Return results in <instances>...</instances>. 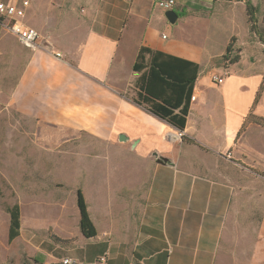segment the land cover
Returning <instances> with one entry per match:
<instances>
[{"label":"crops","instance_id":"0c3cea01","mask_svg":"<svg viewBox=\"0 0 264 264\" xmlns=\"http://www.w3.org/2000/svg\"><path fill=\"white\" fill-rule=\"evenodd\" d=\"M156 2L90 0L80 41H51L52 50L25 45L0 23V110L27 119L40 142L54 129L59 143L87 135L124 155H75L90 163L75 177L88 179L93 237L78 231L67 251H45L21 217L19 236L37 237L38 264H264V44L248 41L249 22L244 38L237 31L238 10L248 21L244 0H175L174 23ZM141 47L199 66L185 137L134 100ZM228 47L234 63L222 59ZM224 71L222 83L212 80ZM9 225L0 211V243Z\"/></svg>","mask_w":264,"mask_h":264},{"label":"rangeland","instance_id":"374dc122","mask_svg":"<svg viewBox=\"0 0 264 264\" xmlns=\"http://www.w3.org/2000/svg\"><path fill=\"white\" fill-rule=\"evenodd\" d=\"M89 1L31 0L26 22L40 33L38 41L76 44L86 32L85 10ZM225 1L236 4L239 0ZM250 1L256 6L258 33L251 31L249 25L248 41H260L264 37V0ZM236 14L237 31L244 38L248 34V21L244 19L242 11L238 10ZM255 50L259 53L258 49ZM259 58L260 63L264 64V57ZM27 124L28 120L18 114L0 110V211L7 213V206L18 204L20 224L21 217L24 224L35 223L43 250L50 251L55 247L59 251H67L78 240L76 232L79 231L81 240H84L93 237L97 231L89 215L87 195L83 191L88 179L79 177L77 180L75 177L80 176V172L86 173L90 163H81L79 159L75 161V155L89 160L90 155H105L109 151L118 157L122 155L121 150L97 146L98 142L87 135L69 137L62 144L59 143V131L54 129L47 132L50 143L46 144L39 141L38 129L32 130ZM17 130L24 134V141L18 144L16 158L13 156L16 147L13 139L22 138L16 135ZM258 174L264 178V172L258 171ZM85 217L94 227L93 234L90 231L86 233L88 226L84 227ZM25 226L23 231L27 234ZM36 241L37 237L30 239L26 235H18L12 241L6 236L0 243V264H38ZM225 252L228 254L227 250Z\"/></svg>","mask_w":264,"mask_h":264},{"label":"trees","instance_id":"16d2710c","mask_svg":"<svg viewBox=\"0 0 264 264\" xmlns=\"http://www.w3.org/2000/svg\"><path fill=\"white\" fill-rule=\"evenodd\" d=\"M244 2L250 30L258 33L256 6L250 0H244ZM260 41L264 44V37H261ZM231 51L232 49L228 47L227 53L222 56L226 63H234L238 60V54L231 55ZM146 55H149L148 59ZM133 70H143L135 85L137 87L134 97L136 103L144 105L150 112L160 116V119L183 131L188 115V103H190L192 87H194L199 66L194 62L162 53V51L141 47ZM262 89H264V83L260 90ZM259 95L260 93H257L256 100ZM6 210L10 222L8 239L12 241L18 237L21 228L20 207L14 204L7 206ZM84 223V227L88 226L86 233L90 231V234H93L94 227L87 217Z\"/></svg>","mask_w":264,"mask_h":264},{"label":"built area","instance_id":"2783aa9c","mask_svg":"<svg viewBox=\"0 0 264 264\" xmlns=\"http://www.w3.org/2000/svg\"><path fill=\"white\" fill-rule=\"evenodd\" d=\"M30 0H19L4 2L0 0V23L5 25L16 37L25 45L32 48L40 45L52 50L51 43L47 40L38 41L40 33L24 22L23 17L26 15V8ZM157 6L164 10L172 9L175 5V0H157ZM56 56H60L59 52H55ZM228 73L224 71L221 75H213L212 80L217 83H222L227 77ZM194 99L195 97L192 96ZM183 132L180 131L177 135L178 138L183 136ZM105 261V256L99 258L98 262ZM62 264H75L77 261L72 257L63 259Z\"/></svg>","mask_w":264,"mask_h":264},{"label":"water","instance_id":"95a60500","mask_svg":"<svg viewBox=\"0 0 264 264\" xmlns=\"http://www.w3.org/2000/svg\"><path fill=\"white\" fill-rule=\"evenodd\" d=\"M164 15L166 16V18L169 20L170 23H174L178 17V14L174 9L166 10ZM119 139L120 140L123 139L122 134L119 135ZM165 161H166V159L164 157H160V162H165Z\"/></svg>","mask_w":264,"mask_h":264}]
</instances>
